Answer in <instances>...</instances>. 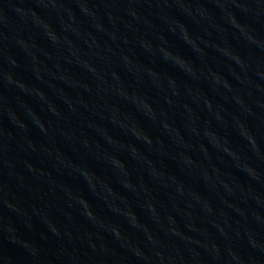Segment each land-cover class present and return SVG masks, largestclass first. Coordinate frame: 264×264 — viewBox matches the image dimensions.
<instances>
[{"label": "water", "instance_id": "water-1", "mask_svg": "<svg viewBox=\"0 0 264 264\" xmlns=\"http://www.w3.org/2000/svg\"><path fill=\"white\" fill-rule=\"evenodd\" d=\"M0 264H264V0H0Z\"/></svg>", "mask_w": 264, "mask_h": 264}]
</instances>
